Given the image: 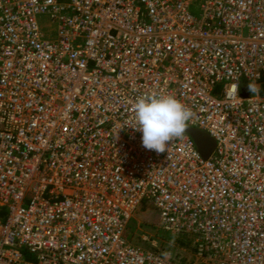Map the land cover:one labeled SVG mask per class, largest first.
<instances>
[{
	"label": "built area",
	"instance_id": "1",
	"mask_svg": "<svg viewBox=\"0 0 264 264\" xmlns=\"http://www.w3.org/2000/svg\"><path fill=\"white\" fill-rule=\"evenodd\" d=\"M263 77L264 0H0V264H182L126 240L143 203L196 259L264 264ZM149 94L207 159L142 146Z\"/></svg>",
	"mask_w": 264,
	"mask_h": 264
},
{
	"label": "clouds",
	"instance_id": "2",
	"mask_svg": "<svg viewBox=\"0 0 264 264\" xmlns=\"http://www.w3.org/2000/svg\"><path fill=\"white\" fill-rule=\"evenodd\" d=\"M248 87L249 91L256 90L251 84ZM131 112L132 117L125 126L142 133V146L157 153L168 150V142L183 138L193 117L190 108L175 96L166 94L138 97Z\"/></svg>",
	"mask_w": 264,
	"mask_h": 264
},
{
	"label": "rangeland",
	"instance_id": "3",
	"mask_svg": "<svg viewBox=\"0 0 264 264\" xmlns=\"http://www.w3.org/2000/svg\"><path fill=\"white\" fill-rule=\"evenodd\" d=\"M40 23L45 31L51 27V23H49L48 19L45 17L40 19ZM1 210L6 212L4 208ZM3 216L4 213L0 214V220H2ZM142 236H146L149 241H155V247H152L150 242L142 240ZM177 236L178 239L180 237L182 238L181 235L179 236V234H173L159 226L157 214L150 206L143 211H139L134 214L132 219L129 221L125 232L126 240L130 244H133L141 249L154 251L174 260L182 258L184 261H188V263L182 262V264H202L203 262L210 264V262L206 259H196L192 243L189 247H178L177 245H179V243L176 242Z\"/></svg>",
	"mask_w": 264,
	"mask_h": 264
},
{
	"label": "water",
	"instance_id": "4",
	"mask_svg": "<svg viewBox=\"0 0 264 264\" xmlns=\"http://www.w3.org/2000/svg\"><path fill=\"white\" fill-rule=\"evenodd\" d=\"M186 135H188L194 142L199 154L202 158L207 159L213 152L215 142L204 132L187 127Z\"/></svg>",
	"mask_w": 264,
	"mask_h": 264
},
{
	"label": "trees",
	"instance_id": "5",
	"mask_svg": "<svg viewBox=\"0 0 264 264\" xmlns=\"http://www.w3.org/2000/svg\"><path fill=\"white\" fill-rule=\"evenodd\" d=\"M260 93H261V95H263L264 94V77L262 78V82H261V90H260ZM148 206H147V204H145V203H143L141 206H140V208H139V210L137 211V212H139V211H143L144 209H146ZM1 214V213H0ZM182 236V238L180 237L179 239H178V236L176 237L177 239H176V242L177 243H179V245H177L178 247H185V246H187V247H189V245L192 243V237L191 236H189V235H187V234H179V236ZM184 241V243H183V241ZM180 260V261H179ZM176 261H178V262H180V263H188V261H184L182 258L180 259H178L177 258V260Z\"/></svg>",
	"mask_w": 264,
	"mask_h": 264
}]
</instances>
